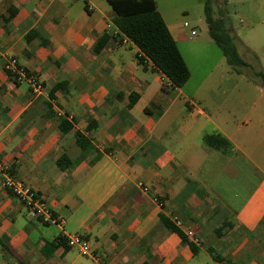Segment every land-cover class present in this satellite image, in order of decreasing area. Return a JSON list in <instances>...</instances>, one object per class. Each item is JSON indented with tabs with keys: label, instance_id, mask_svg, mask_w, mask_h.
<instances>
[{
	"label": "crops",
	"instance_id": "0c3cea01",
	"mask_svg": "<svg viewBox=\"0 0 264 264\" xmlns=\"http://www.w3.org/2000/svg\"><path fill=\"white\" fill-rule=\"evenodd\" d=\"M254 1L245 31L264 44V0ZM9 8L16 14L6 23ZM113 18L107 0H0V162L58 221L31 219L0 178L2 264H96L65 245L73 234L106 264H192L201 254L211 264H264V86L263 109L252 104L254 132L251 120L237 124L227 105L222 111L202 98L212 85L188 92L187 81L174 89L150 62L139 65L137 48ZM165 25L185 47L181 25ZM104 34L109 39L95 54ZM235 45L248 64L239 47L253 48ZM7 58L36 76L49 100L26 82L8 90ZM63 121L71 126L66 134ZM76 134L88 140L84 150ZM208 135L225 138L229 148L209 147ZM62 155L65 170L56 165Z\"/></svg>",
	"mask_w": 264,
	"mask_h": 264
},
{
	"label": "rangeland",
	"instance_id": "374dc122",
	"mask_svg": "<svg viewBox=\"0 0 264 264\" xmlns=\"http://www.w3.org/2000/svg\"><path fill=\"white\" fill-rule=\"evenodd\" d=\"M205 0H156L160 14L166 24L178 23L184 30L187 38L185 47L178 45L180 54L188 66L191 78L186 84V91L195 92L203 83L212 85L211 90H202V98L207 100L209 97L223 107L227 105L230 108L231 116L235 117L236 123L246 124L251 120L250 126L256 132L260 128L256 119L253 118L258 113L252 111V104L259 101L260 89L262 86L260 78L252 75V72H262L264 74V44L257 43L259 38L256 32L246 33L247 21L245 17L253 12L254 0H212L213 17L217 18L218 12L223 11L229 14L226 20V27L232 30L235 43L248 42L255 53L246 52L243 47H239L248 59L249 70L236 73L234 68L228 66L226 60L214 44L208 34L207 24L204 17ZM239 20H242L240 22ZM194 32V35H191ZM239 46V45H238ZM188 48V49H187ZM125 53L132 57V52L125 50ZM249 54V56L247 55ZM204 93H208L206 96ZM199 108H205L209 112L211 107L197 105ZM225 106L223 107L224 111ZM263 109V104L258 106V110ZM264 145L262 146V148ZM5 263L0 255V264ZM192 264H211L204 254H201Z\"/></svg>",
	"mask_w": 264,
	"mask_h": 264
},
{
	"label": "trees",
	"instance_id": "16d2710c",
	"mask_svg": "<svg viewBox=\"0 0 264 264\" xmlns=\"http://www.w3.org/2000/svg\"><path fill=\"white\" fill-rule=\"evenodd\" d=\"M107 3L114 13V27L119 34L137 48L139 52V55L136 56L137 63L144 68L145 62H150L153 70L161 72L170 81L172 88H182L188 81L190 73L175 41L156 9L154 0H107ZM15 14L16 10L9 8L5 22H10ZM204 17L208 34L222 52L227 65L234 68L236 73H241L243 68H249V65L242 60L237 51L234 37L227 30L226 21L214 19L212 0L204 1ZM35 35L34 31L27 33L24 36V41L29 42ZM108 39L107 34L99 37L93 47V52L98 53ZM252 75L260 78L264 86V74L262 72H252ZM133 97L134 95H130L129 98ZM50 98L52 99L51 94ZM59 127L62 134H66L71 129V126L65 121ZM204 142L217 150L226 151L229 148L228 141L220 135L205 136ZM76 144L81 150L89 145L88 140L80 134H76ZM56 165L59 170H65L69 165L67 156L62 155ZM162 221L166 229L176 234L182 243L190 248L193 255L197 254V247L189 242L178 228L167 220ZM142 264L148 263L144 261Z\"/></svg>",
	"mask_w": 264,
	"mask_h": 264
},
{
	"label": "built area",
	"instance_id": "2783aa9c",
	"mask_svg": "<svg viewBox=\"0 0 264 264\" xmlns=\"http://www.w3.org/2000/svg\"><path fill=\"white\" fill-rule=\"evenodd\" d=\"M194 35V32H191ZM4 70L10 78V83L7 89L12 90L21 82H26L33 95H45L49 100L48 95L45 94L42 84L38 81L37 77L28 74L21 69L14 58H7L5 60ZM166 83V84H165ZM165 86L170 87L171 83L166 78L163 83ZM0 178L4 188H6L26 209L28 216L31 219H39L46 224H57L58 221L51 215L50 210L45 203L41 201L36 194L26 187L20 180L10 175L7 168L0 162ZM66 246L75 249L83 257H92L96 264H106L101 259L94 257L91 246L88 241L82 239L80 236L66 235Z\"/></svg>",
	"mask_w": 264,
	"mask_h": 264
}]
</instances>
